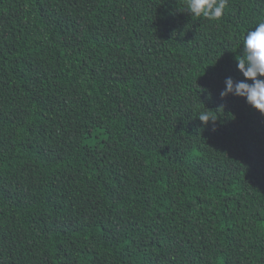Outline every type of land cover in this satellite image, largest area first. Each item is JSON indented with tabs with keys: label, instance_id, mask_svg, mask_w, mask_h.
Segmentation results:
<instances>
[{
	"label": "trees",
	"instance_id": "1",
	"mask_svg": "<svg viewBox=\"0 0 264 264\" xmlns=\"http://www.w3.org/2000/svg\"><path fill=\"white\" fill-rule=\"evenodd\" d=\"M260 23L0 0V264H264V115L220 96Z\"/></svg>",
	"mask_w": 264,
	"mask_h": 264
},
{
	"label": "clouds",
	"instance_id": "2",
	"mask_svg": "<svg viewBox=\"0 0 264 264\" xmlns=\"http://www.w3.org/2000/svg\"><path fill=\"white\" fill-rule=\"evenodd\" d=\"M187 5L190 14L196 18L216 21L222 18L227 0H187ZM236 59L238 70L251 83L234 82L228 78L225 81L226 89L220 93L221 99L229 95L245 98L249 106L264 115V79H261L264 77V23H260L254 31L247 34L243 42V56ZM199 120L205 126L217 121L207 113L200 114Z\"/></svg>",
	"mask_w": 264,
	"mask_h": 264
}]
</instances>
